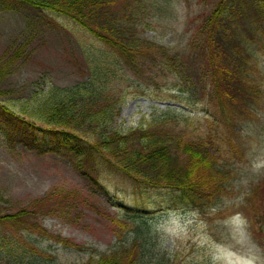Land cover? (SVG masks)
<instances>
[{"label":"trees","instance_id":"16d2710c","mask_svg":"<svg viewBox=\"0 0 264 264\" xmlns=\"http://www.w3.org/2000/svg\"><path fill=\"white\" fill-rule=\"evenodd\" d=\"M9 1L67 17L106 48L105 54L93 51L96 55L88 57L85 79L52 84L1 104L0 120L13 126L12 136L30 128L59 138L60 152L80 157L78 168L88 161L94 187L108 193L101 183L104 176L122 175L148 195L143 206L211 204L218 218L240 213L248 237L264 248V177L239 203L233 198L231 213L223 212L222 200L231 192L230 171L219 160L223 151L219 137L237 139L241 129L250 127L243 124L245 117L264 98V0H193L196 6L185 17L187 35L181 45L155 42L138 30L143 11L149 6L162 9L170 0ZM3 75L0 70V78ZM139 77L165 81L153 97L178 101L179 106L154 107L150 116H141L134 127L120 131L116 122L122 86L129 82L144 93L147 86ZM185 104H191L190 110L201 104L204 112H191ZM201 119L209 127L206 133L199 128ZM213 121L223 124L224 130L214 129ZM121 206L123 210L108 212L78 190L52 188L16 211L0 210V260L48 264L45 252L37 248L38 239L88 249L48 231L33 217L45 213L71 220L72 214L89 210L109 222L118 239L108 250L93 248L78 264H178V248L157 239L155 222L143 212L134 213L137 208Z\"/></svg>","mask_w":264,"mask_h":264},{"label":"rangeland","instance_id":"374dc122","mask_svg":"<svg viewBox=\"0 0 264 264\" xmlns=\"http://www.w3.org/2000/svg\"><path fill=\"white\" fill-rule=\"evenodd\" d=\"M195 6L193 0H170L162 9L149 6V10L142 12L138 30L155 42L181 45L187 35L185 17L193 13ZM101 45L67 17L48 9L0 0V70L4 72L0 78V105L7 104L11 97L27 98L52 84L68 85L85 79L90 66L88 57H94L95 51L106 53ZM88 50H92L90 55ZM137 79L147 89L142 93L129 82L122 86L124 97L116 122L120 131L134 127L141 116H150L154 107L179 106L178 101L153 97L165 81ZM201 104L194 110H190L191 104L184 106L200 115L204 112ZM201 121L202 133L208 132L209 127ZM215 123L212 122L214 129L224 130L223 124ZM243 124L250 127L241 129L237 139L232 137L237 144L228 141L227 136L219 137L223 150L219 160L230 171L227 187L231 192L224 195L221 204V210L226 213L235 208L230 206L233 198H238L239 203L264 177V98ZM12 131L13 126L0 120V210L3 212L27 206L52 188L75 189L108 212L123 210L121 205L137 208L139 211L134 212L137 214L143 212L155 222L157 239L164 246L178 248V264H264V248L257 247L248 237V225L240 213L218 218L211 204L203 208L175 204L176 207L169 209L143 206L140 203L148 200V195L122 175L104 176L101 183L108 193L94 187L88 161L78 168L75 163H79L80 157L69 151L60 152L59 138L30 128L18 137L12 136ZM53 146L57 149H52ZM70 219L45 213L33 217L48 231L89 247L77 249L38 239L37 248L45 252L48 264H78L94 249L108 250L118 239L101 215L83 210L72 214ZM0 263L6 264L7 260Z\"/></svg>","mask_w":264,"mask_h":264}]
</instances>
